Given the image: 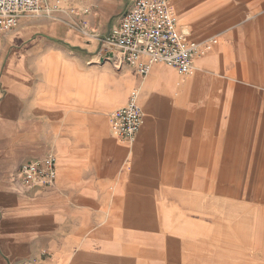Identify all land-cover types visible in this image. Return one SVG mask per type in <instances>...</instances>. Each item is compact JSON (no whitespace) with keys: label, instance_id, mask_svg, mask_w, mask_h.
I'll return each instance as SVG.
<instances>
[{"label":"crops","instance_id":"crops-1","mask_svg":"<svg viewBox=\"0 0 264 264\" xmlns=\"http://www.w3.org/2000/svg\"><path fill=\"white\" fill-rule=\"evenodd\" d=\"M135 1L67 0L88 13L0 39V264H264V0H174L182 32L218 40L187 75L99 62ZM132 89L133 145L111 127ZM49 155L53 182L25 185Z\"/></svg>","mask_w":264,"mask_h":264},{"label":"built area","instance_id":"built-area-1","mask_svg":"<svg viewBox=\"0 0 264 264\" xmlns=\"http://www.w3.org/2000/svg\"><path fill=\"white\" fill-rule=\"evenodd\" d=\"M67 0H0V39L17 25L21 16L57 18L63 13L86 14V8L75 9ZM80 33L97 37L83 22ZM113 53L111 59L118 64L135 67L146 75L153 64L164 63L174 67L182 75L191 73L195 57L203 55L218 43L215 37L196 41L182 32L171 0H136L124 13L119 23L112 26L108 34L100 38ZM142 112L137 105V93L132 91L124 107L111 113L112 133L119 138H134L142 123ZM55 159L48 156L45 167L39 161L22 164L19 172L27 186H49L55 178ZM44 252L33 258L8 261L6 264H48Z\"/></svg>","mask_w":264,"mask_h":264},{"label":"rangeland","instance_id":"rangeland-1","mask_svg":"<svg viewBox=\"0 0 264 264\" xmlns=\"http://www.w3.org/2000/svg\"><path fill=\"white\" fill-rule=\"evenodd\" d=\"M174 2V0H172V2L171 3H173ZM133 91H136V93H137V100H138V98H139V95H140V90L139 89H132ZM132 92V91H131ZM129 95H130V93H129ZM137 139V138H136ZM136 139L133 141V142H130L131 143V145H133V143L136 141ZM224 201V200H223ZM261 209H262V213L264 214V206H261L260 207ZM223 210H225V209H223ZM222 210V211H223ZM223 213L225 214V213H228V211H223Z\"/></svg>","mask_w":264,"mask_h":264},{"label":"water","instance_id":"water-1","mask_svg":"<svg viewBox=\"0 0 264 264\" xmlns=\"http://www.w3.org/2000/svg\"><path fill=\"white\" fill-rule=\"evenodd\" d=\"M112 56H113V53L111 51H109V53H105L104 55L99 57V62H104Z\"/></svg>","mask_w":264,"mask_h":264},{"label":"bare ground","instance_id":"bare-ground-1","mask_svg":"<svg viewBox=\"0 0 264 264\" xmlns=\"http://www.w3.org/2000/svg\"><path fill=\"white\" fill-rule=\"evenodd\" d=\"M172 1V0H171ZM137 103H138V100H137ZM141 109V108H140ZM142 111V110H141ZM142 123H141V125H140V129H139V131L136 133V135L134 136V138L132 139V140H130V142H133L137 137V135H138V133L140 132V130H141V128H142V126H143V123H144V121H143V116H142Z\"/></svg>","mask_w":264,"mask_h":264}]
</instances>
